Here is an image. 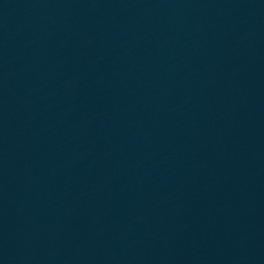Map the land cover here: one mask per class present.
<instances>
[{"label":"water","instance_id":"1","mask_svg":"<svg viewBox=\"0 0 264 264\" xmlns=\"http://www.w3.org/2000/svg\"><path fill=\"white\" fill-rule=\"evenodd\" d=\"M0 264H16V263L0 252Z\"/></svg>","mask_w":264,"mask_h":264}]
</instances>
